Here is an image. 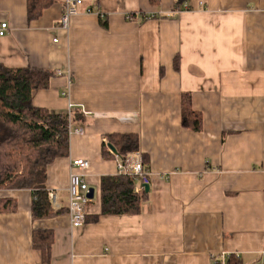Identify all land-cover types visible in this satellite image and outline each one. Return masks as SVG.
<instances>
[{"label":"crops","instance_id":"0c3cea01","mask_svg":"<svg viewBox=\"0 0 264 264\" xmlns=\"http://www.w3.org/2000/svg\"><path fill=\"white\" fill-rule=\"evenodd\" d=\"M65 3L31 21L28 0H0V64L52 71L34 105L89 115L73 124L84 133L70 137L69 155L48 166L63 213L33 219L31 190H0L17 202L0 211V264H43L35 230L54 234L50 264H214L225 255L264 264V0H84L68 33L59 28ZM184 92L202 132L181 125ZM114 133L139 135L140 151L129 153L149 158V199L139 214L93 221L102 176L121 173L107 142ZM74 158L98 178L78 229L68 216Z\"/></svg>","mask_w":264,"mask_h":264},{"label":"trees","instance_id":"16d2710c","mask_svg":"<svg viewBox=\"0 0 264 264\" xmlns=\"http://www.w3.org/2000/svg\"><path fill=\"white\" fill-rule=\"evenodd\" d=\"M186 1L177 0V8ZM54 2L28 0L29 20L39 18L45 7ZM151 2L156 3L157 0ZM175 68H178L177 59ZM54 75L50 70L8 68L0 64V190H31L33 219L49 218L64 212L63 209L55 210L49 198L48 166L57 158L69 155L70 125L86 121L83 112L75 108L69 113H55L34 105L35 92L49 88ZM181 125L194 132L204 129L203 114L194 109L190 92L181 95ZM107 142L116 149L120 158L141 148L140 137L136 133L108 134ZM102 153L104 158L112 156L106 144H103ZM143 160L145 166L148 165L147 155ZM136 183L135 178L125 173L102 176V210L92 218L93 221H97L100 215L141 213L149 194L144 189L137 192ZM16 210L14 199L0 198V211ZM53 240L54 234L50 230H35L33 233V244L41 251L43 264L51 262ZM227 264H239V261L231 256L227 258Z\"/></svg>","mask_w":264,"mask_h":264},{"label":"built area","instance_id":"2783aa9c","mask_svg":"<svg viewBox=\"0 0 264 264\" xmlns=\"http://www.w3.org/2000/svg\"><path fill=\"white\" fill-rule=\"evenodd\" d=\"M83 2L84 0H66L59 26L65 33L69 32L71 19L79 13V8ZM7 28L8 24L6 22L1 24L0 36L6 34ZM53 41L58 42V38H55ZM58 73H61V71L58 70ZM84 115L89 116L87 112H84ZM96 115L97 117L99 116V114ZM83 133V127L70 125V137ZM118 167L121 173L131 175L135 178V181H140L143 178L146 183L150 184V180L148 179L149 171L146 169L140 153H127L124 158H119ZM97 180V177L91 175V163L89 160L84 158H74L71 160L68 216L72 228L78 229L86 224L88 207L92 202L90 191L91 188H94V184L97 185ZM142 190L143 186L141 184L136 185V191ZM49 198L53 204H57V195L54 192H49ZM218 264H227V256H221Z\"/></svg>","mask_w":264,"mask_h":264},{"label":"water","instance_id":"95a60500","mask_svg":"<svg viewBox=\"0 0 264 264\" xmlns=\"http://www.w3.org/2000/svg\"><path fill=\"white\" fill-rule=\"evenodd\" d=\"M109 148L113 151V152H117L116 149L111 145L109 144ZM144 188H145V191L146 192H149L150 190V184L149 183H144ZM90 197L93 198L94 197V188H91V191H90Z\"/></svg>","mask_w":264,"mask_h":264}]
</instances>
